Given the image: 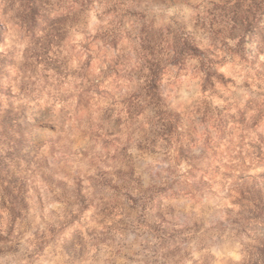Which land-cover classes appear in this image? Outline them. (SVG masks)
Instances as JSON below:
<instances>
[{"label":"rangeland","instance_id":"obj_1","mask_svg":"<svg viewBox=\"0 0 264 264\" xmlns=\"http://www.w3.org/2000/svg\"><path fill=\"white\" fill-rule=\"evenodd\" d=\"M0 264H264V0H0Z\"/></svg>","mask_w":264,"mask_h":264}]
</instances>
